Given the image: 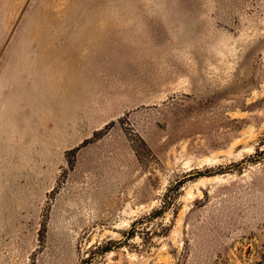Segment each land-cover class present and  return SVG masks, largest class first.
<instances>
[{
	"label": "rangeland",
	"instance_id": "374dc122",
	"mask_svg": "<svg viewBox=\"0 0 264 264\" xmlns=\"http://www.w3.org/2000/svg\"><path fill=\"white\" fill-rule=\"evenodd\" d=\"M92 255L264 264V0H0V264Z\"/></svg>",
	"mask_w": 264,
	"mask_h": 264
},
{
	"label": "trees",
	"instance_id": "16d2710c",
	"mask_svg": "<svg viewBox=\"0 0 264 264\" xmlns=\"http://www.w3.org/2000/svg\"><path fill=\"white\" fill-rule=\"evenodd\" d=\"M98 249V247H94V249H92L91 251H93V250H97ZM93 257H94V255H92V256H88L87 258H85L84 260H83V264H88L89 262H91V260L93 259Z\"/></svg>",
	"mask_w": 264,
	"mask_h": 264
}]
</instances>
